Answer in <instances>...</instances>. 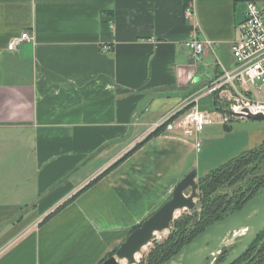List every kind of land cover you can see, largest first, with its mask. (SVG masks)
Masks as SVG:
<instances>
[{"label": "crops", "instance_id": "crops-1", "mask_svg": "<svg viewBox=\"0 0 264 264\" xmlns=\"http://www.w3.org/2000/svg\"><path fill=\"white\" fill-rule=\"evenodd\" d=\"M249 1L0 0V264H100L171 199L201 152L145 134L233 67ZM194 36L214 44L201 58Z\"/></svg>", "mask_w": 264, "mask_h": 264}, {"label": "built area", "instance_id": "built-area-1", "mask_svg": "<svg viewBox=\"0 0 264 264\" xmlns=\"http://www.w3.org/2000/svg\"><path fill=\"white\" fill-rule=\"evenodd\" d=\"M195 16L194 3L187 4L184 20L192 22ZM34 40L29 32H24L9 43L7 51L14 53L23 43ZM213 45L210 41L194 36L186 43V48L193 52L194 58H198ZM230 50L235 60L233 67L223 68L218 79L191 97V102L197 105L202 97L218 94L221 100L228 103L229 112L225 115H212L199 111L197 107L179 116L170 112L154 122L145 136L158 130L164 133L181 131L184 135L191 136L202 132L206 126L213 123L229 124L233 114L264 115V0H251L247 3L245 18L237 26V37L231 43ZM200 145L201 141L197 139L198 151ZM37 226L38 224H35L34 227ZM5 250L6 248L0 251V255Z\"/></svg>", "mask_w": 264, "mask_h": 264}, {"label": "water", "instance_id": "water-1", "mask_svg": "<svg viewBox=\"0 0 264 264\" xmlns=\"http://www.w3.org/2000/svg\"><path fill=\"white\" fill-rule=\"evenodd\" d=\"M246 118L264 121L262 114L248 115ZM188 190H191L189 195L186 194ZM198 190L197 172L193 170L177 184L171 199L127 237L115 256L102 264H120L123 261L135 264L136 255L153 240L156 233L170 229L179 211L185 209L191 211L196 207ZM240 230L245 232L238 247L222 264H234L264 231V193L251 200L240 211L209 226L164 264H204L210 256L225 247L224 240L228 234Z\"/></svg>", "mask_w": 264, "mask_h": 264}, {"label": "trees", "instance_id": "trees-1", "mask_svg": "<svg viewBox=\"0 0 264 264\" xmlns=\"http://www.w3.org/2000/svg\"><path fill=\"white\" fill-rule=\"evenodd\" d=\"M216 96L218 97V100H215L216 111L221 113L226 109L225 107L228 104L226 102L223 103L218 94H216ZM159 133L160 131H157L148 136L149 138L147 137L146 141L159 135ZM141 145H143V143L139 144L134 150ZM262 160L263 163H260ZM262 165L264 168V142L260 146L242 153L237 158H234L219 168L211 171L204 178H200L199 191L201 194L199 199L202 208L201 212L199 214H194L193 217H185L180 221H176L175 227L178 230L172 234L164 244L157 246L156 249L149 254L146 263H166L209 226L225 219L237 211H240L251 200L262 194V192H264V184L262 183L264 182H258L259 179L257 174L254 182L251 181V177H245L247 174V167H252V172H256L262 167ZM99 179L100 177L89 184L86 188L95 184ZM243 182H248L249 184L246 192L236 190L235 193L231 192V195L230 192L221 193L225 189L229 191ZM20 218L18 220H20ZM140 226L141 225L135 227L133 231ZM258 245L259 247L257 248L256 253L251 256L250 253L254 251ZM116 250L101 263L113 257L116 254ZM227 258L228 257H224L221 259L220 264H222ZM234 264H264V231L251 244L248 251L245 252Z\"/></svg>", "mask_w": 264, "mask_h": 264}, {"label": "rangeland", "instance_id": "rangeland-1", "mask_svg": "<svg viewBox=\"0 0 264 264\" xmlns=\"http://www.w3.org/2000/svg\"><path fill=\"white\" fill-rule=\"evenodd\" d=\"M208 96L212 97V94ZM208 96H205V97H208ZM213 96L215 100L216 99L218 100V97L216 96V94ZM224 97H225V94H224ZM222 102L224 103L226 101L222 100ZM192 105L193 103L191 102V97H189L185 100V102H183L181 106L175 108L171 112H175L176 115L183 114L186 111H188L192 107ZM198 106H199V103H198ZM228 107L229 105H227L225 107L226 109L223 112H221L223 113L222 115H225L226 112H229ZM241 116L242 115L233 114V121L231 122L230 125H228V126L232 125L231 131H230V128L229 130H226V126L220 125V124L208 125L205 127V130L201 134V137L203 140V149L200 154H197L199 165L198 167L194 169L197 172V177L199 179L204 178L211 171L219 168L220 166L224 165L230 160L240 156L242 154V152L239 151L240 147H243L247 145L248 143H250L249 135L251 133V130L256 131V132H262L264 136V121H253L251 119L244 118V116H242L243 119H238ZM158 131H160L159 134L164 133L162 132V130H158ZM226 135H229V136L225 138L224 136ZM249 145L251 146L252 143L248 144L246 147H248ZM260 163H263V160L260 161ZM246 171H247V174L245 175V177H251L252 182L255 181L256 174L259 179L258 182H262V181L264 182L263 165L256 172H252V167H247ZM199 179L197 180L198 184L200 182ZM248 186H249L248 182H245V183L243 182L240 185H236L229 191L225 189L221 193L230 192V195H231V192L235 193L236 190H239L241 192H246V189L248 188ZM190 192L191 190H188L186 194L189 195ZM198 194L200 197V194H201L200 191H198ZM201 209L202 208L200 204V199L198 198L196 200V207L193 210L190 211V210L185 209V210L179 211L176 214L175 219L170 226V229L162 233H156L155 236L153 237V240L147 246H145L144 249L140 252L139 256L136 259L135 264H147L146 260L148 259L149 254L153 250H155L157 246L164 244L169 239V237L172 236V234H174L178 230L175 227V222L180 221L185 217L186 218L193 217L194 214L196 213L199 214L201 212ZM244 232H245L244 230H240V231H236L234 233L228 234L224 240L225 247L218 250L213 256H210L204 264H220L221 259H223L224 257H229L234 252V250L238 247L240 240L243 236L242 234H244ZM258 247L259 245L256 247L254 251L250 253L251 256H253V254L256 253ZM120 264H128V263L126 261H123V262H120Z\"/></svg>", "mask_w": 264, "mask_h": 264}, {"label": "bare ground", "instance_id": "bare-ground-1", "mask_svg": "<svg viewBox=\"0 0 264 264\" xmlns=\"http://www.w3.org/2000/svg\"><path fill=\"white\" fill-rule=\"evenodd\" d=\"M191 3H193V2H191ZM191 3H189V4H191ZM195 7V6H194ZM187 22V21H186ZM231 51V50H230ZM202 56V55H201ZM201 56L200 57H198V58H201ZM214 95V94H213ZM200 101V100H199ZM199 103V102H198ZM198 106V104L196 105V104H193L192 105V107L188 110V111H190L191 109H193V108H195V107H197ZM190 107V106H189ZM199 110V109H198ZM182 111V110H181ZM188 111H186V112H188ZM200 111V110H199ZM185 112V113H186ZM202 112V111H201ZM170 113V112H169ZM205 113V112H204ZM184 114V113H183ZM217 114H221L222 115V113H219V112H215V113H212V115H217ZM167 115V114H166ZM179 115H181V114H179ZM178 115V116H179ZM245 118L247 117V116H244ZM163 118V117H162ZM160 120V119H159ZM213 124H216V123H213ZM212 125V124H211ZM227 125V124H226ZM205 130V128L203 129V131ZM203 131L202 132H200V133H194L193 135H191L190 136V138L192 139V141H193V143H194V146H195V149H196V151L198 152V153H200L201 152V150H202V144H203V142H202V139H201V134L203 133ZM157 132V131H156ZM163 132V131H162ZM155 133V132H154ZM169 133V132H168ZM153 134V133H152ZM170 134H175V135H179V133H174V132H170ZM197 139H199L200 141H201V145H200V150L198 151L197 150V148H196V141H197ZM199 191V190H198ZM144 249V248H143ZM142 249V250H143ZM141 250V251H142ZM140 254V253H139ZM139 254H137L136 255V259H137V257L139 256ZM110 259V258H109Z\"/></svg>", "mask_w": 264, "mask_h": 264}]
</instances>
